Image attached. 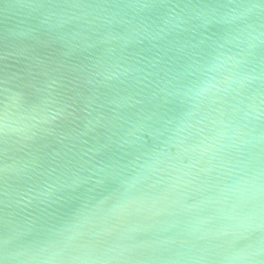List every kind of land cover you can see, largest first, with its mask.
Here are the masks:
<instances>
[{"label":"water","instance_id":"water-1","mask_svg":"<svg viewBox=\"0 0 264 264\" xmlns=\"http://www.w3.org/2000/svg\"><path fill=\"white\" fill-rule=\"evenodd\" d=\"M0 264H264V0H0Z\"/></svg>","mask_w":264,"mask_h":264}]
</instances>
